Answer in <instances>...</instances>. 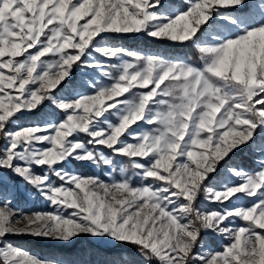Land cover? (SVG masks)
Listing matches in <instances>:
<instances>
[{
    "label": "snow or ice",
    "instance_id": "6c2138e0",
    "mask_svg": "<svg viewBox=\"0 0 264 264\" xmlns=\"http://www.w3.org/2000/svg\"><path fill=\"white\" fill-rule=\"evenodd\" d=\"M22 235L264 264V0H0V264H68Z\"/></svg>",
    "mask_w": 264,
    "mask_h": 264
},
{
    "label": "rangeland",
    "instance_id": "374dc122",
    "mask_svg": "<svg viewBox=\"0 0 264 264\" xmlns=\"http://www.w3.org/2000/svg\"><path fill=\"white\" fill-rule=\"evenodd\" d=\"M235 163L243 164L239 158L235 159ZM244 165L255 167L253 163ZM21 191H23V186H21ZM16 203L24 208L25 211L29 209L51 210L43 198H35L27 202L23 199H18ZM206 207L214 208L215 205L208 204ZM8 239L37 254L42 259H60L68 262V264H114L117 260H123L124 256H127L129 252L135 251V248L128 245L118 244L111 240H100L90 235H81L69 243L27 235L9 236ZM117 247L121 249L117 254L112 253L115 250H110L111 252L109 253L104 251L111 248L117 249Z\"/></svg>",
    "mask_w": 264,
    "mask_h": 264
},
{
    "label": "trees",
    "instance_id": "16d2710c",
    "mask_svg": "<svg viewBox=\"0 0 264 264\" xmlns=\"http://www.w3.org/2000/svg\"><path fill=\"white\" fill-rule=\"evenodd\" d=\"M116 42L123 43L131 47H139L140 49L147 50V51H159V52H164L166 54L188 56L192 60H196L198 56L195 48L190 45L180 46V45L172 44L170 42H158L147 36L120 39ZM239 160L242 161L243 164L251 165L253 163L252 160L247 155L239 157ZM115 248L106 249L104 251L109 253L111 252L110 250H115L112 252L114 254H117L121 251V249H118V247L117 249ZM131 252L134 253L135 251H131Z\"/></svg>",
    "mask_w": 264,
    "mask_h": 264
}]
</instances>
